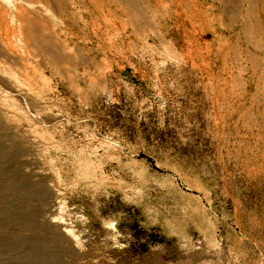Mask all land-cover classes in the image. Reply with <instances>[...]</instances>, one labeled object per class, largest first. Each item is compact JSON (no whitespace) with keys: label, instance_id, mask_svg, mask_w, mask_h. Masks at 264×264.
Returning a JSON list of instances; mask_svg holds the SVG:
<instances>
[{"label":"rangeland","instance_id":"rangeland-1","mask_svg":"<svg viewBox=\"0 0 264 264\" xmlns=\"http://www.w3.org/2000/svg\"><path fill=\"white\" fill-rule=\"evenodd\" d=\"M0 8V241L64 206V264H264V0Z\"/></svg>","mask_w":264,"mask_h":264},{"label":"bare ground","instance_id":"bare-ground-1","mask_svg":"<svg viewBox=\"0 0 264 264\" xmlns=\"http://www.w3.org/2000/svg\"><path fill=\"white\" fill-rule=\"evenodd\" d=\"M16 7H18V5H16ZM3 11V14L6 15L5 11L7 12V10L5 9ZM0 189H2L1 182ZM63 208H59V211H61V213L57 217L52 218V220L50 221L51 223L49 222L42 225L35 224L34 226L30 225L28 227L30 228L31 233H36L38 231L40 232L42 231L41 229H43V233L41 234V236L39 235L38 237H36L33 235L30 236L29 234L25 235L29 231L27 230V233H24V230H26L27 226H19L17 228L18 230L12 233L11 238L13 241H9V239L8 242H4L1 239L2 241H0V264H64L57 257V254L59 252L57 247L59 246L56 245V243L58 241L53 239V237L56 236L57 231H55V229L57 228L62 230V233L65 235L67 241L72 246V249L76 251L83 250V240L81 241V239H79L80 237L78 238V235H74L72 233V230L67 227L68 225L66 223V220L64 219ZM51 224L56 225V228L53 227V225ZM73 254L74 253H72V255Z\"/></svg>","mask_w":264,"mask_h":264}]
</instances>
